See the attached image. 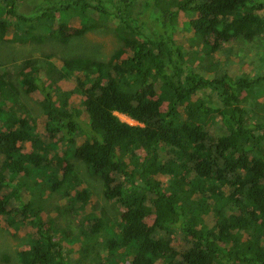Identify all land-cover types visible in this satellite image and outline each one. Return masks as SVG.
<instances>
[{
    "label": "trees",
    "instance_id": "16d2710c",
    "mask_svg": "<svg viewBox=\"0 0 264 264\" xmlns=\"http://www.w3.org/2000/svg\"><path fill=\"white\" fill-rule=\"evenodd\" d=\"M21 1L0 0V43H17L25 37L38 44L68 45L72 39L108 28V5L123 22L117 31L121 46L110 61L64 60L59 77L74 80L76 90L59 91L56 100L39 66L35 68L31 60L24 63L21 85L26 96L37 98L43 111L40 121L52 140L48 143L36 135L40 117L15 113L19 89L0 67V154L5 160L0 191L8 185L10 170L27 176L37 169L39 175L51 166L50 178L55 180L51 186L60 181L56 178L62 168L58 185L77 188L73 206L86 210L93 196L79 189L81 182L68 160L72 157L103 182L107 201L124 209L101 255L94 240L109 230V218L87 217L91 222L77 249V240L65 234L59 238L57 222H44L43 209L30 202L10 223L16 227V222L22 223L25 230L30 224L36 231L32 244L21 249L26 264H264V123L249 124L240 97L241 91L252 92L259 81L228 73L210 78L193 70L183 47L170 35L179 12L188 13L194 17L188 22L194 36L191 48L210 49L205 58L214 59L225 44L253 41L262 32L264 17L259 12L264 0H180L176 10L164 7L163 0H146L137 12L140 20L135 11L140 0H43L30 16L16 9ZM145 17L167 29L166 35L141 39L139 23L146 26ZM71 18H79L80 27L72 29ZM11 32L15 36L8 40ZM124 76L134 78L130 92L121 88ZM77 89L84 98L80 108L69 98ZM202 92L216 95L223 108L193 102ZM181 106L187 107L184 113ZM117 114L139 125H130ZM216 121L221 135L214 129ZM55 138L61 140L60 149L65 145L63 157ZM28 142L31 153L22 147ZM137 150L146 153L143 160ZM159 175L175 176L180 192L167 194L156 180ZM184 185L192 196L185 195ZM173 195H178L175 200ZM8 208L9 200H0V215L9 216ZM208 215L214 222L210 227L205 221ZM181 236L188 247L178 251ZM89 243L92 248L84 249Z\"/></svg>",
    "mask_w": 264,
    "mask_h": 264
},
{
    "label": "rangeland",
    "instance_id": "374dc122",
    "mask_svg": "<svg viewBox=\"0 0 264 264\" xmlns=\"http://www.w3.org/2000/svg\"><path fill=\"white\" fill-rule=\"evenodd\" d=\"M41 2H43V0H22L20 4L16 6V9L20 13L30 16ZM145 2L146 0H140V4L136 6V17L139 20L142 17H138L137 12L139 11L140 5ZM179 2L180 0H163V6L176 10ZM108 8L111 11L108 28L89 33L83 38L72 39L68 45H62L56 42L38 44L26 40L25 37H20L21 41L17 43H11L9 41L0 43V67L10 74L11 80L14 81L20 93L19 105L15 110L16 114L27 116L29 113L33 118L40 117L39 121L43 117V111L37 104V98L26 96L21 85L19 72H22L24 68L23 65H25L24 63H26V61H34L36 64L35 68L39 66L40 76L44 78L47 85H52L53 89L51 92H54L55 100L58 99L57 95L59 91L62 93H70L76 90L74 80L71 81L59 77L60 73L58 71L63 67L65 59L83 57L93 61H110L115 51L121 46L117 31L119 32L123 29V22L114 14L115 9L112 5H108ZM259 14L264 17V10L260 11ZM192 18L194 17L184 11L179 12L173 22L174 29L170 31V35L178 46L183 47L188 67L210 78L228 73L236 79L244 77L255 83L259 81L252 86V92L247 93L241 91L240 97L244 108L247 110L249 124L255 125L257 123H264V29L253 41L238 40L234 43L225 44L223 49L215 54L214 59H211V57L206 59L205 56L210 53V49H204L202 46L197 45L191 48L194 36L188 26V22L191 21ZM145 20L147 21L146 26L139 23L141 26V39H158L166 35L167 29L149 22L150 19L147 17H145ZM11 21L13 24H16V19ZM69 22V26L72 29L80 27L79 18H71ZM14 36L15 35L11 32L7 36V39L12 40ZM206 67H208V70ZM120 85L122 90L130 92L132 88L135 87L134 78L124 76ZM69 98L70 103L77 108H80V101L84 99L79 90ZM197 98H195L193 102L199 101L197 104L205 103L207 106L213 108H223L219 98L210 92H202ZM57 105L60 104L58 103ZM186 109V106H181L180 111L184 113ZM117 116L130 125H139L138 122L134 120L131 121L132 119L125 115L117 114ZM219 125L220 123L218 121L213 124L217 135L223 134ZM45 128V123L40 121L35 130L36 135L41 136V140L44 143H48L52 140L48 137V132ZM57 140L59 139L55 138L54 142ZM60 142L61 140L56 144V148L58 150V155L63 157L66 148H64L65 145L62 144L63 149H60ZM22 147L25 153H31L33 151L30 142L23 144ZM68 147H71V145H68ZM122 152L124 153V150H122ZM49 155V157H52L55 154L49 153ZM136 155L143 160L146 153L137 150ZM68 160L74 165V175L75 177L78 176L81 182L79 183V189L90 191L93 196L90 202H93V204L86 210L82 208L81 210L73 206L72 196L77 191V188L70 190L68 184L58 185L63 179L62 168H58L59 175H57L56 178V181H60L51 186L50 182L52 183V181H55L50 178V175H54L51 166L39 175L37 169L27 176L24 173L17 172L16 174L14 170H10L7 175L9 181L8 185L0 191V200H9V208L7 210L10 212L9 216L0 215V264H26L25 259L21 255V249L24 245L32 244V242L30 243V238L36 231L30 224L29 228H26L28 230H25L23 229L22 223L18 224L16 222L17 227L15 225L10 226V223L14 220L12 217L15 215L20 216L18 211L21 210L23 206L29 205L30 202H35L36 205H39L43 209L41 217L44 222H48L49 219H53L57 222L61 229L59 238H62L65 234L66 237L77 240V249L81 248L82 241L85 240L84 233H86L87 226L91 222V219L87 217L94 215L103 220L105 217L107 221L111 220L109 230H104L101 235L94 240V242L98 243L97 251L101 255H105L103 244H106L108 240L112 238V230H117V224L115 223L120 221L119 219L124 209L120 208L114 202L107 201L103 182L91 175L85 165L72 157H69ZM4 161V156L0 154V169ZM64 165L65 164H63V166ZM156 180L164 184L167 194L172 195L175 192H180L178 189L180 184L175 176L159 175L156 177ZM36 183L40 186H36ZM183 187L185 188V195L192 196L193 191L187 189L186 185ZM177 196L178 195H173V200H175ZM31 219H29V221ZM152 219L147 220V222L150 223ZM205 221L209 227L214 223L211 215L206 216ZM14 233L16 234L14 235ZM92 243H89L84 249H91ZM64 245L69 247L66 242ZM187 247L188 244L183 240V237H179L175 248L178 251H182Z\"/></svg>",
    "mask_w": 264,
    "mask_h": 264
},
{
    "label": "bare ground",
    "instance_id": "6f19581e",
    "mask_svg": "<svg viewBox=\"0 0 264 264\" xmlns=\"http://www.w3.org/2000/svg\"><path fill=\"white\" fill-rule=\"evenodd\" d=\"M131 121H133V120H131Z\"/></svg>",
    "mask_w": 264,
    "mask_h": 264
}]
</instances>
